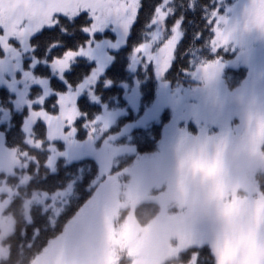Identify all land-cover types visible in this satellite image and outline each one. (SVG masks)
I'll use <instances>...</instances> for the list:
<instances>
[{
    "label": "rangeland",
    "instance_id": "374dc122",
    "mask_svg": "<svg viewBox=\"0 0 264 264\" xmlns=\"http://www.w3.org/2000/svg\"><path fill=\"white\" fill-rule=\"evenodd\" d=\"M172 1L166 0L170 12ZM37 3L38 0H0V24L6 26L0 45L7 49L5 55L0 54V88L13 95L12 109L0 104V260L8 256L3 240L14 227L7 208L12 197L20 193L18 186L26 184L30 175L27 167L34 158L5 146L2 126H10L11 110L25 111V143L42 148V142L33 136L30 104L39 107L36 102L41 96L57 98L72 92L76 104L86 94L101 106V112L84 124V138L78 137L75 125L71 138L58 137L56 146L48 142V137L62 131L55 125L58 118L41 112L49 124L46 166L54 171L59 158L66 163L94 159L98 173L91 184L93 195L31 264H182L171 260L180 252L202 245L215 252L214 264H264V193L256 178L258 173H264V30L245 28L250 21L244 10L250 0H216L208 20L218 10L228 21L220 28L232 31L231 38L215 50L211 43V59L193 61L192 69L186 72L192 83L171 86L164 75L173 59L162 71L161 64L142 59L133 48L127 65L133 80L121 84L127 106L116 108L101 102L94 86L112 62V52L125 45L132 23L125 28L110 21L91 37L85 32L89 37L85 44L91 40L90 55H78L71 63L85 58L94 66L79 84L59 92L51 88L48 78L34 72L38 64H46L58 80L65 81V72L70 68L61 73L52 67L53 60H40L34 55L28 35L37 27ZM259 3L264 5V0ZM256 15L264 21V12ZM43 22H51L50 14ZM155 30L151 24L144 42ZM178 30L182 37L180 24ZM106 31L113 37L105 36ZM13 33L23 40L19 47L8 44L7 35ZM96 34L104 36L98 38ZM165 46L169 55L176 47L173 40ZM66 56L67 53L62 57ZM216 62L217 71L208 77L205 68ZM150 65L156 92L150 105L140 112V81L136 73ZM239 66L247 69L246 77L238 86L229 88L223 72ZM25 72L29 73L27 77ZM33 86L41 89L39 97H30ZM128 108L136 117L119 123L129 113ZM166 111L168 119L162 124L157 149L139 153L129 141L130 132L159 122ZM75 115L73 106L62 109L59 119L71 120ZM56 148L60 155L52 163ZM130 155L133 159L126 164ZM11 176L19 180L8 182ZM72 188L73 181L54 192L33 191L23 200L25 219L30 221L32 204L56 216ZM144 201L156 203L158 211L142 225L135 217V208ZM197 253L192 252L191 264H195Z\"/></svg>",
    "mask_w": 264,
    "mask_h": 264
},
{
    "label": "trees",
    "instance_id": "16d2710c",
    "mask_svg": "<svg viewBox=\"0 0 264 264\" xmlns=\"http://www.w3.org/2000/svg\"><path fill=\"white\" fill-rule=\"evenodd\" d=\"M162 0H144L145 7L140 15L132 23L124 46L113 51V60L105 73L98 79L94 86V93L100 101L108 108L126 107L127 102L123 98L122 83H131V74L127 65L129 55L133 48L147 39V32L150 30L152 13L151 8L160 4ZM216 0H173L170 4L171 12L166 21L168 30L180 21L182 38L175 48V56L170 67L165 72L164 78L173 87L192 83L187 71L193 67L194 60H209L213 57L211 43L213 37L212 25L208 23L209 14L215 8ZM61 24L56 27L44 28L35 35L32 40V49L36 58L40 60H53L65 54L68 49L76 50L88 40V35L82 28L90 23L88 14L82 12L74 20L61 17ZM61 29H67L62 31ZM105 36L113 37L109 31ZM103 34H96L100 38ZM1 54V53H0ZM94 63L85 58H77L71 63L70 68L65 72V81H60L53 75L49 66L38 64L34 72L48 78L53 90L64 92L69 87L79 84L92 70ZM247 69L243 66L225 69L223 78L229 88L238 86L246 77ZM140 81V112L153 101L156 92V79L152 66L147 69L141 68L136 73ZM110 82V85L107 83ZM41 89L37 86L31 88L30 97H39ZM13 95L5 88H0V104L3 107L12 109L11 99ZM56 96L51 95L44 99L43 106L50 111H55ZM77 105L81 113H86L76 123L78 137L86 136L84 124L94 120L101 112V106L91 102L86 94L77 99ZM129 113L119 119V123L128 122L136 117L128 108ZM25 112V111H24ZM24 112L11 110V123L4 129V144L17 152H26L33 156V160L27 167L29 178L23 186H18L20 193L14 195L8 205L9 211L14 218L13 231L4 238L9 252L6 258L0 260V264H31L34 259L43 251L48 242L59 235L67 221L79 210V208L93 195L94 187L92 181L97 176L98 164L92 158H85L79 161L66 163L63 158L56 161V169L51 171L46 166L48 150L46 149L47 139L44 135L43 123L33 129L35 139L42 142V148H33L25 143V136L22 130ZM168 119L167 111L162 114L159 122H153L146 128H135L130 132V142L135 145L139 153L153 152L157 149V142L162 133V124ZM118 128V127H117ZM125 140V139H123ZM60 148L62 143L58 142ZM125 162L129 164L133 155L127 156ZM17 169V168H16ZM257 181L259 189L264 193V173H258ZM18 176H11L8 182L16 183ZM73 181L72 193L68 201L63 205L56 216L52 211L43 210L40 205L32 204L30 207V221H27L23 214V200L30 196L33 191L54 192L65 188ZM158 206L154 202L144 201L135 208L137 221L144 225L148 223L157 213ZM197 251L200 256V264H214L210 248L207 245L191 247L172 259L174 263L191 264V254ZM167 264V263H166Z\"/></svg>",
    "mask_w": 264,
    "mask_h": 264
},
{
    "label": "snow or ice",
    "instance_id": "6c2138e0",
    "mask_svg": "<svg viewBox=\"0 0 264 264\" xmlns=\"http://www.w3.org/2000/svg\"><path fill=\"white\" fill-rule=\"evenodd\" d=\"M36 7L40 10V14L36 17L35 24L37 27L34 31H31L28 35L29 43L32 44V40L35 35L44 28L56 27L61 24V17H66L69 20H74L80 16L82 12L88 14L90 23L82 28V31L89 33L90 37L98 29L105 27L110 21L122 25L128 28L130 23H135V19L139 17L142 8L145 7L144 0H38ZM264 12V5L259 3V0H250V3L246 6L244 10V16L249 18V23L245 25L246 29L249 28H259L264 30V21H259L257 19V13ZM152 19L151 24L155 31L152 32L151 37L148 41L139 44L135 48V53L142 59H146L148 62H156L161 64L163 71L165 68L169 67V62L175 56V48L172 49L171 55H169V49L166 47V42L173 40L177 46L180 42L181 33L178 30L180 21L169 31L166 26V21L170 15V10L166 0L151 8ZM50 14L51 22L44 23L43 20ZM227 19L220 16L218 10H214L211 14V19L208 20L210 25H214L213 37H212V47L215 48L219 45L227 44L231 38L232 31H226L220 28L221 23H227ZM62 31H67V29H61ZM163 33V35H162ZM6 34V26L0 24V35ZM8 44L11 47H19L23 40L18 38V36L13 33L7 35ZM91 40L88 44L81 45L79 50L68 49L64 53H67L66 57H55L52 61V67L63 73L67 70L71 61L78 55H90ZM7 49L3 45H0V53L6 54ZM63 60V62H61ZM219 62L215 65H209L205 68V74L211 77L218 69ZM25 77L29 73H24ZM37 83H42V81H36ZM47 95V94H45ZM45 96H41L37 100L39 107H34L30 104V116L34 117L31 123L33 129L36 128L38 124L43 123L45 128V133L43 136H48V121L45 119L41 112L47 114L48 116L57 117L55 125L58 129L56 134L48 137V142L55 145V140L58 137H62L69 140L71 136L76 131V123L82 116H86V113H81L79 106L75 102V97L72 92L68 94H60L56 98V103L54 105L55 111H50L43 106ZM75 107L76 115L74 119H59L61 116L62 109L67 110L68 108ZM56 146V145H55ZM60 153L56 148V153L52 163H55L57 156ZM211 256L213 262L216 259L215 252L211 249ZM195 264H200L199 253L196 254Z\"/></svg>",
    "mask_w": 264,
    "mask_h": 264
}]
</instances>
